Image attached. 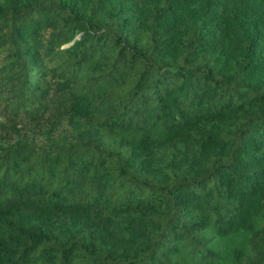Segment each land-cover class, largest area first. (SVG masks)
Returning a JSON list of instances; mask_svg holds the SVG:
<instances>
[{"label": "trees", "instance_id": "trees-1", "mask_svg": "<svg viewBox=\"0 0 264 264\" xmlns=\"http://www.w3.org/2000/svg\"><path fill=\"white\" fill-rule=\"evenodd\" d=\"M0 264H264V0H0Z\"/></svg>", "mask_w": 264, "mask_h": 264}]
</instances>
